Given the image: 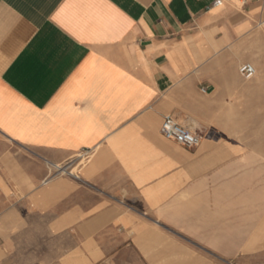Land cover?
<instances>
[{"label": "crops", "instance_id": "0c3cea01", "mask_svg": "<svg viewBox=\"0 0 264 264\" xmlns=\"http://www.w3.org/2000/svg\"><path fill=\"white\" fill-rule=\"evenodd\" d=\"M249 36L264 0H0V264H228L230 151L162 125L213 130Z\"/></svg>", "mask_w": 264, "mask_h": 264}, {"label": "rangeland", "instance_id": "374dc122", "mask_svg": "<svg viewBox=\"0 0 264 264\" xmlns=\"http://www.w3.org/2000/svg\"><path fill=\"white\" fill-rule=\"evenodd\" d=\"M235 49V54L245 59L237 73L231 72L228 78L226 94L230 98L215 100L213 130L192 132L200 139L207 136L220 140L230 151L229 163L224 166L231 172L228 264H264V36L246 37ZM245 63L257 70L249 81L239 72ZM79 166L69 172L78 173ZM62 167H56L55 172L60 174ZM239 173L245 182L244 197L240 192V198L237 195ZM190 240V247L197 253L207 255L216 251L209 242L193 236ZM191 264L200 263L192 261Z\"/></svg>", "mask_w": 264, "mask_h": 264}, {"label": "built area", "instance_id": "2783aa9c", "mask_svg": "<svg viewBox=\"0 0 264 264\" xmlns=\"http://www.w3.org/2000/svg\"><path fill=\"white\" fill-rule=\"evenodd\" d=\"M240 2H244L245 0H239ZM240 75L244 80H252L256 74V68L250 64L245 63L240 67ZM162 132L164 136L172 141L177 142L185 147L194 148L197 147L200 143V137L190 131L188 128L179 124L173 117H167L162 125ZM59 169V168H58ZM66 169V172H62V170ZM61 170V171H60ZM68 168H61L59 169L60 173L63 174H70L71 176H76V173H73Z\"/></svg>", "mask_w": 264, "mask_h": 264}, {"label": "bare ground", "instance_id": "6f19581e", "mask_svg": "<svg viewBox=\"0 0 264 264\" xmlns=\"http://www.w3.org/2000/svg\"><path fill=\"white\" fill-rule=\"evenodd\" d=\"M60 169H61V168H60ZM60 171H61V170H60ZM62 172L68 173V172H66V169L62 170ZM62 172H61V173H62Z\"/></svg>", "mask_w": 264, "mask_h": 264}]
</instances>
